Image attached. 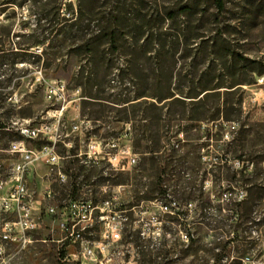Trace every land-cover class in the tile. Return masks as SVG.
<instances>
[{"label": "rangeland", "instance_id": "374dc122", "mask_svg": "<svg viewBox=\"0 0 264 264\" xmlns=\"http://www.w3.org/2000/svg\"><path fill=\"white\" fill-rule=\"evenodd\" d=\"M0 9V180L20 159L11 141L49 143L21 129L60 134L58 168L35 163L26 178L41 214L34 241L9 246L5 264H82L79 243L58 241L62 214L46 211L71 199H109L121 220V240L83 264H264V0H224L220 11L213 0H1ZM60 80L64 98L46 99L45 85ZM93 141L131 145L138 164L115 170ZM155 200L176 201L175 214ZM95 214L91 242L106 221Z\"/></svg>", "mask_w": 264, "mask_h": 264}, {"label": "built area", "instance_id": "2783aa9c", "mask_svg": "<svg viewBox=\"0 0 264 264\" xmlns=\"http://www.w3.org/2000/svg\"><path fill=\"white\" fill-rule=\"evenodd\" d=\"M62 80H60L61 82ZM66 84L61 82L58 86L52 83L45 85V97L48 100H60L64 98ZM65 109L63 105L59 110L62 113ZM56 125L41 124L32 128L21 129L22 134L29 138H36L44 135L49 143L40 148H30L23 139L10 142L7 151L16 154L20 159L13 163L10 176L0 180V215L11 214L12 218H3L0 222V264H5L6 250L11 245H22L34 241L31 233L38 229L41 214L36 215V207L26 185V178L33 164L45 163L51 169L58 168L59 155L55 149L56 141L60 138L57 134ZM78 128L77 125L74 126ZM54 129L56 131L54 132ZM128 132L125 134V136ZM89 148L93 153L103 154L109 164L118 171H127L138 164L137 154L131 145L119 146L117 142H112L110 148L103 149L101 142H91ZM44 161V162H37ZM59 174L66 177L61 171ZM53 197L51 188L44 193V198L50 200ZM161 209L168 213H175L178 207L176 201L164 202L155 200ZM110 200L102 201V206L95 204L91 200L71 199L61 205L50 204L47 207L48 214H62L59 220V228L63 236L58 241L65 243H79L80 251L74 253V259L82 264L84 260L98 261L100 251L103 255L109 250V246L121 240V220L117 219V214L110 208ZM101 209L104 215L101 216L104 222V230L101 239L97 242L86 240L85 233L96 222V210ZM128 219L127 216L123 217ZM46 240V239H45ZM44 240V241H45Z\"/></svg>", "mask_w": 264, "mask_h": 264}, {"label": "trees", "instance_id": "16d2710c", "mask_svg": "<svg viewBox=\"0 0 264 264\" xmlns=\"http://www.w3.org/2000/svg\"><path fill=\"white\" fill-rule=\"evenodd\" d=\"M1 1V0H0ZM214 1V4H215V6H216V8L220 11V10H222L223 9V7H224V0H213ZM1 10V9H0ZM183 11H186V10H183ZM116 28H114L113 30H111L109 33H107V36H108V43H110V44H112V45H116V43H117V41H118V36H117V30H115ZM96 37L97 36H92V37H89V40H88V42L86 43V45H89V46H91V45H94L95 44V40H96ZM44 43V41L43 40H38L37 41V44H43ZM2 127H5L4 126V124L3 123H1L0 122V128H2ZM175 214V213H174ZM178 214H179V212H178ZM138 232H140V231H138ZM186 236V238H189L190 237V239L193 241L191 244H196L194 241H196V240H194L193 239V237H191L190 235H185ZM220 244H222V242H220ZM249 249H250V247H249ZM202 264H208V263H202ZM213 264H223V263H221V261H220V259L218 258V259H215V262L213 263Z\"/></svg>", "mask_w": 264, "mask_h": 264}]
</instances>
